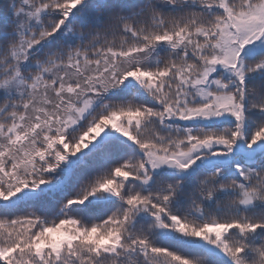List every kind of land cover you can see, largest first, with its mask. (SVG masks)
I'll return each instance as SVG.
<instances>
[{"label": "snow or ice", "instance_id": "1", "mask_svg": "<svg viewBox=\"0 0 264 264\" xmlns=\"http://www.w3.org/2000/svg\"><path fill=\"white\" fill-rule=\"evenodd\" d=\"M0 264H264V0L0 5Z\"/></svg>", "mask_w": 264, "mask_h": 264}, {"label": "trees", "instance_id": "2", "mask_svg": "<svg viewBox=\"0 0 264 264\" xmlns=\"http://www.w3.org/2000/svg\"><path fill=\"white\" fill-rule=\"evenodd\" d=\"M4 3H6V0H0V5H3Z\"/></svg>", "mask_w": 264, "mask_h": 264}]
</instances>
